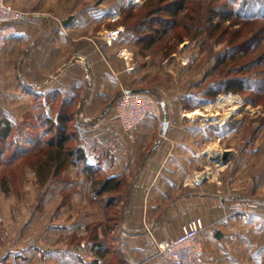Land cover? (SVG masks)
<instances>
[{"label":"rangeland","instance_id":"1","mask_svg":"<svg viewBox=\"0 0 264 264\" xmlns=\"http://www.w3.org/2000/svg\"><path fill=\"white\" fill-rule=\"evenodd\" d=\"M45 1L42 8L38 7ZM244 1L187 0V8L178 14L175 28L160 35L151 31L139 33L133 28L145 13L159 5V0H26L25 5L29 10L37 7L43 12L55 11L60 16L75 18L71 26L75 24L78 36L105 37L109 31L122 30L119 39L133 54L140 89L164 100L167 112L183 114L193 126L191 131L182 133L183 142L193 144V148L174 156L192 162L197 158L198 165L195 168L187 165L179 175L197 178L205 174L195 180L215 181L223 167L232 162L233 173L229 176L236 180L230 181V192L249 195L254 175L264 165V82L258 85L255 82L259 81L252 78L253 73L260 71L258 79L264 81V0H246L247 8L243 11ZM248 8L257 12L250 13ZM225 9L234 15H217ZM162 16L169 21L174 18L170 13ZM150 34L156 35L153 44L148 46L145 38L140 41ZM242 76L247 79L242 90H223L221 80ZM15 88L13 70L0 63V132L10 123L6 142L0 139L1 264H125L127 247L120 241L127 235L123 221L115 231L108 232L110 225L122 218L124 201L112 207L106 206V202L121 194L127 199V183L118 192L97 196L99 186L94 183L105 178L97 175L90 179L81 172L82 163L81 166L68 163L59 174L48 178L41 165L57 147L49 146L47 141L59 139L55 130L46 133L51 129L47 117L53 111L50 107L45 111L44 105L30 101L28 96L21 98ZM213 90L217 92L212 94ZM231 95L238 98L235 104L241 102L243 106L226 121L214 119L212 113L224 115L233 107L216 104ZM114 106L104 121H109L116 133L106 142L117 140L120 145L118 134L122 127ZM75 109L69 108L72 115ZM196 110L208 117L192 120L188 115ZM73 120L68 127L70 134L77 130ZM156 130L155 140L167 142L159 122ZM80 144L76 137L68 139L65 146L71 149ZM121 146L115 150L118 161L111 170L108 167L109 173L118 178L142 174L144 169L139 167L148 158L144 154L132 169L127 162L126 145ZM225 151L230 152L227 160L223 157ZM75 159L76 155L70 161ZM253 206V203L243 206L250 219L254 216ZM250 222L243 220V226L236 228L237 235L246 239L242 249L244 263L264 264V229L259 228V218Z\"/></svg>","mask_w":264,"mask_h":264},{"label":"crops","instance_id":"2","mask_svg":"<svg viewBox=\"0 0 264 264\" xmlns=\"http://www.w3.org/2000/svg\"><path fill=\"white\" fill-rule=\"evenodd\" d=\"M11 1L30 13L26 21L17 23V36L0 51V63L13 70L15 90L20 97L28 96L30 101L44 105L45 111L50 107L53 115L49 117L54 119L62 108L76 107L77 142L85 148L87 162L100 167L108 176H118L109 172L117 164L115 150L123 147L122 143L126 145L130 168L134 169L144 154L148 158L139 167L144 169L142 174L122 175L130 189L124 201L123 228L127 235L123 241L120 239L127 247L125 264H168L158 254L157 244L180 236L183 226L196 217L202 218L207 226L201 237L203 264H245L242 249L246 239L237 235L236 228L243 226V220L250 222L256 217L260 220L259 228L264 229V165L254 175L249 195L230 192V181L236 180L229 176L233 173L232 162L223 167L215 181L206 178L197 181L196 175L181 177L179 173L187 165L189 168L198 165L197 158L192 162L174 156L193 148V144L182 139L183 131H191L193 126L183 114L167 112V105L164 107L170 123L167 142L155 140L158 136L155 118L147 119L133 133L123 134L121 129L120 145L117 140L106 142L116 133L109 121H104L107 105L115 104L124 90H142L135 68L127 70L124 58L118 54L127 50L123 40L117 39L109 46L101 34L78 36L75 24L71 26L75 18L65 25L69 17L55 11L43 12L37 7L29 10L26 0ZM43 4L46 1L36 6L42 8ZM247 203L254 205L251 219L243 209ZM218 232L222 233L221 238L217 237Z\"/></svg>","mask_w":264,"mask_h":264},{"label":"trees","instance_id":"3","mask_svg":"<svg viewBox=\"0 0 264 264\" xmlns=\"http://www.w3.org/2000/svg\"><path fill=\"white\" fill-rule=\"evenodd\" d=\"M149 1V0H148ZM173 2V3H172ZM168 3L167 5L162 6V4ZM187 0H159V5L156 6L152 11L145 13V15L140 18V21L137 22L138 25L134 26L133 28L138 31L139 33L141 32H155V34L160 35L164 34L167 30L175 28V24L177 22V18L179 17L178 14L180 13L181 10L187 8ZM247 4L246 0L244 1L242 10H246ZM243 10V11H244ZM250 13L252 11L257 12L254 8H248ZM253 12V13H254ZM163 13H170L174 16L173 20L170 19L166 20L162 14ZM231 16L234 15L233 11L228 13L225 10H220L218 11L217 15L220 16ZM255 14V13H254ZM245 16V15H244ZM221 23V22H220ZM219 23H217V26ZM159 26V27H157ZM142 38L147 39L148 41L146 42L149 45L153 44L156 38V35L150 34L148 37H141L140 41L143 40ZM261 40V39H260ZM229 50V49H227ZM229 53V52H228ZM233 55V54H232ZM260 62H258L259 65ZM262 75L260 71L258 73H253V80L257 79L259 82H255L258 85H261L262 82H264L262 79H258V75ZM250 79V78H249ZM247 79L242 76V77H236V78H229L225 80H221V85L223 90H233V91H240L244 88V85L247 83ZM257 88V87H256ZM217 91H212V94H214ZM70 107H64L60 110V113L58 117L55 120H52L51 117H47V123L50 126L51 129H49V132L46 133H51L53 130L57 132V136H59V139H50L48 140L49 146H56L57 149L54 152H49V156L45 163L41 165V169H43V172L47 175L48 178H50L53 175L59 174L61 170L65 167V165L69 164H76L78 166H81V163L84 164V166L81 168V172L83 174H88L90 176V179H94L97 175L101 176V178L105 179H98L95 181L94 185L97 187L99 186V189L96 190L97 196H105V195H110L114 192H118L120 188L126 183V179L124 177H119L118 176H108L107 173L101 169L100 167H95L91 164H89L88 161V154L85 150L84 147L77 145L75 148L67 149L65 144L67 140L69 139H75L78 136V131L75 129L73 133H69L70 131L68 130L69 124L71 121H74L73 119L75 118V114L72 115V112L69 110ZM6 128L1 129L0 132V139L1 142L5 143L6 139L8 138L10 134V123L7 124ZM77 156V159L74 161H70L71 158L74 156ZM3 156V150L0 151V157L2 158ZM57 163V164H56ZM69 163V164H68ZM56 164V165H55ZM50 176V177H49ZM128 186V184H127ZM129 188V187H128ZM95 191V190H94ZM129 192V189L127 190V194ZM126 195L121 194L115 198L108 199L106 202V206L112 207L116 206L118 203H123L125 201ZM121 220V221H120ZM117 222L114 226L110 225L108 232L115 231L116 228L121 225L122 221L124 220V214L122 213V218ZM103 244V243H102Z\"/></svg>","mask_w":264,"mask_h":264},{"label":"built area","instance_id":"4","mask_svg":"<svg viewBox=\"0 0 264 264\" xmlns=\"http://www.w3.org/2000/svg\"><path fill=\"white\" fill-rule=\"evenodd\" d=\"M29 16L28 11L16 6L11 0H0V51L17 36V23L26 21ZM121 34L120 29L109 31L105 41L112 46ZM122 52L123 50L118 54L124 58L127 70L133 69V54L127 57ZM164 104V100L149 91L124 90L115 103V116L126 133L135 132L149 118L157 119L164 127ZM206 230L207 226L202 218H193L183 226L180 236L157 244L158 254L168 264H203L204 247L201 237Z\"/></svg>","mask_w":264,"mask_h":264},{"label":"bare ground","instance_id":"5","mask_svg":"<svg viewBox=\"0 0 264 264\" xmlns=\"http://www.w3.org/2000/svg\"><path fill=\"white\" fill-rule=\"evenodd\" d=\"M137 1H140V0H137ZM122 54L125 55V56H127V57L130 56L129 51H127V50H124L122 52ZM237 101H238V98L236 96H234V95H231V96H229L227 98H221V99H219L216 102L217 105L223 106V105H226V104H230V105H233V107H231L229 110H227L224 115H222V114L221 115L220 114H213L212 113V116L215 117L214 119H219L221 121L228 120L233 114H235L236 112H238V110H240L241 106H243V105H241L242 104L241 102H238L239 104H235V102H237ZM211 107L212 106H207V108H211ZM188 116L192 120H203V119L205 120L208 117V114H205L201 110H196L194 112H191ZM203 124H205V123H203ZM214 155H215V157L218 156L217 153H214ZM208 173L209 174L211 173L210 169L208 170ZM203 175H205V174H203ZM203 175L201 174V175L197 176V178H195V179L201 178Z\"/></svg>","mask_w":264,"mask_h":264},{"label":"water","instance_id":"6","mask_svg":"<svg viewBox=\"0 0 264 264\" xmlns=\"http://www.w3.org/2000/svg\"><path fill=\"white\" fill-rule=\"evenodd\" d=\"M72 19H73V17H70L69 19H67V20L65 21V25L69 24V23L71 22ZM112 105H113V103H110V104L108 105V107H107V109L104 111L103 115L107 114V113L110 111ZM164 107H165V104H164ZM165 116H166V117H165V125H164V131H163V136H164V137L167 136V132H168L169 124H170L167 115H165ZM229 156H230V152H229V151H225V152H224V155H223L224 159L227 160ZM222 236H223V235H222L221 232H218V233H217V237H218V238H221Z\"/></svg>","mask_w":264,"mask_h":264}]
</instances>
